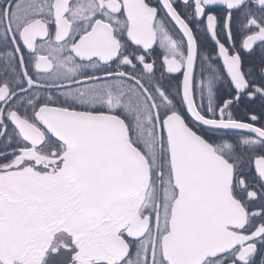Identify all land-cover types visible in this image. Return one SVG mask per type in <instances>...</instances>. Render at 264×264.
<instances>
[{
    "label": "snow or ice",
    "instance_id": "1",
    "mask_svg": "<svg viewBox=\"0 0 264 264\" xmlns=\"http://www.w3.org/2000/svg\"><path fill=\"white\" fill-rule=\"evenodd\" d=\"M0 264H264V0H0Z\"/></svg>",
    "mask_w": 264,
    "mask_h": 264
},
{
    "label": "flooded vegetation",
    "instance_id": "2",
    "mask_svg": "<svg viewBox=\"0 0 264 264\" xmlns=\"http://www.w3.org/2000/svg\"><path fill=\"white\" fill-rule=\"evenodd\" d=\"M182 11V9H180ZM157 51H159V49H157ZM159 75V73H157ZM179 75V74H177ZM252 107H254L258 112L260 111L259 108V101H257V103L255 105H253ZM237 115H242V112L237 113Z\"/></svg>",
    "mask_w": 264,
    "mask_h": 264
}]
</instances>
